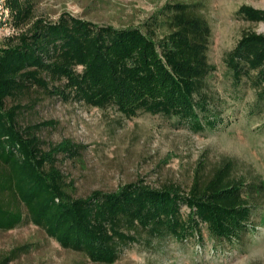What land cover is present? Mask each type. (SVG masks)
<instances>
[{"label": "trees", "instance_id": "16d2710c", "mask_svg": "<svg viewBox=\"0 0 264 264\" xmlns=\"http://www.w3.org/2000/svg\"><path fill=\"white\" fill-rule=\"evenodd\" d=\"M7 3L10 25L21 30L0 42L1 229L27 217L61 246L105 263L115 261L140 230L183 240L199 237L204 224L217 239L232 241L249 229L254 188L231 174L230 160L206 177L199 165L186 191L173 183L158 188L130 182L71 196L57 156L75 155L80 147L69 139L44 146L36 134L43 122L20 126L18 105L6 107L7 98L62 80L53 91L64 98L113 106L125 116L140 111L176 116L194 130L213 126L218 119L207 115L202 90L214 68L207 57L210 26L202 15L188 3H171L161 20L167 30L158 37L152 26L116 27L66 12L56 20L33 19L31 0ZM239 12L264 20V9L242 5ZM226 64L235 83L250 78L264 99V33L243 31Z\"/></svg>", "mask_w": 264, "mask_h": 264}, {"label": "rangeland", "instance_id": "374dc122", "mask_svg": "<svg viewBox=\"0 0 264 264\" xmlns=\"http://www.w3.org/2000/svg\"><path fill=\"white\" fill-rule=\"evenodd\" d=\"M31 1L33 19L56 20L66 12L116 27L133 25L145 30L152 26L158 37L167 30L161 20L171 3H188L206 19L210 26L207 57L214 68L202 90L207 115L218 119L213 126L194 130L176 116L145 111L125 116L113 106L100 108L64 98L53 91L54 86H62V80L49 81L46 89L34 85L7 98L6 107L18 105L20 126L43 122L36 134L44 146L69 139L80 147L75 155L57 156L71 196H86L94 189L113 191L130 182L158 188L173 183L186 191L199 165L206 177L230 160L231 174L254 188L251 226L232 241L217 239L204 224L199 237L183 240L140 230L138 239L124 247L115 261L105 263L61 246L26 217L12 228H0V264H264V99L250 78L235 83L226 64L227 53L243 31L264 33V20L245 18L240 7L264 9V0ZM20 30L17 27L8 34L1 28L0 42ZM181 209L184 214L188 211L184 205Z\"/></svg>", "mask_w": 264, "mask_h": 264}, {"label": "built area", "instance_id": "2783aa9c", "mask_svg": "<svg viewBox=\"0 0 264 264\" xmlns=\"http://www.w3.org/2000/svg\"><path fill=\"white\" fill-rule=\"evenodd\" d=\"M12 17V11L7 0H0V29L4 27L8 34L14 30V27L10 25Z\"/></svg>", "mask_w": 264, "mask_h": 264}]
</instances>
